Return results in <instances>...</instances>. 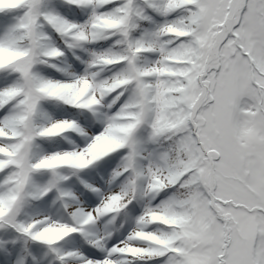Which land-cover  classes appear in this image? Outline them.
Returning <instances> with one entry per match:
<instances>
[{
  "label": "snow or ice",
  "instance_id": "6c2138e0",
  "mask_svg": "<svg viewBox=\"0 0 264 264\" xmlns=\"http://www.w3.org/2000/svg\"><path fill=\"white\" fill-rule=\"evenodd\" d=\"M0 264H264V0H0Z\"/></svg>",
  "mask_w": 264,
  "mask_h": 264
}]
</instances>
